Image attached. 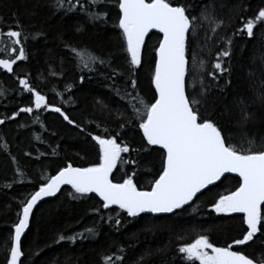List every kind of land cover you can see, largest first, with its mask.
I'll list each match as a JSON object with an SVG mask.
<instances>
[{"label":"snow or ice","instance_id":"6c2138e0","mask_svg":"<svg viewBox=\"0 0 264 264\" xmlns=\"http://www.w3.org/2000/svg\"><path fill=\"white\" fill-rule=\"evenodd\" d=\"M111 2L112 0H50L48 6L54 14L80 13L88 23L106 24ZM115 7L118 8V17L114 28L119 29L120 50L126 54L124 70L114 67L110 56H100L86 47L75 46L71 40L64 41V46L68 49L70 59L77 63L81 71L87 70L111 81L108 87L127 101V107L118 111L117 115L123 118L129 109L130 115L123 119L119 127L123 130L125 126L135 123L142 131L147 146H159L162 150L159 170L147 188L137 186L135 171L131 174L125 172L121 182H114L113 171L118 164L139 167V159L130 158L131 153L136 152L139 157L140 152L147 149L132 148L122 140L119 132L112 135L108 128L101 135L87 132L61 107L49 103L46 95L30 84L29 78H20L18 83L23 86L20 92H27L34 97V107H22L10 117L0 118V125L5 124L6 120H15L20 113H33L34 109L59 113L69 125L86 132L95 141L98 145V162L88 167H74L68 163L54 175L40 178L36 190L20 202L18 222L12 225L14 233L3 241L2 246L9 253L6 264H23L22 236L29 228L34 206L44 197L55 196L64 185L71 186L73 191L69 195L73 199L95 193L101 199L102 206L93 208V212L99 216L100 221L109 223L119 231L122 226L121 213L131 218H138L141 214H176L177 210H183L185 206L195 205L199 196L209 186L220 181L226 173L238 175V186L226 194H218L209 207L218 215L242 214L241 224L246 226L242 230V238H234L226 246H217L208 235L200 234L193 228L190 231L196 233L195 239L179 243L176 252L181 257L182 264H256L253 258L243 251L234 250V247H246L249 242L264 244V239H261L264 238V135L257 136L248 131L249 124L264 120L257 112V109L264 110V53L258 57L259 70L250 68L247 73L248 92L251 95H238L233 101L236 114L234 127L237 133H228L220 121L213 118L215 100L209 106L207 99L213 85L205 82L204 74L210 76L213 82L226 72L231 74L230 67H224L223 61L231 58L230 46L233 39L221 37L227 47L215 52V62L210 65L212 71H207L208 61L198 58L203 53V46H200V52L192 49L189 55V43L199 35V29L206 27L203 38L206 44L215 37L219 29L231 27L235 19H239L240 26L232 35L252 38L254 29L264 24V7H260L254 16L245 18L242 13L248 11V6H237L234 9L235 16L230 14L227 24L224 18L217 17L210 10V6H205L199 16L192 15V5L186 0H115ZM13 18L14 25H5L7 30L0 29V42L4 43V47L0 49V57L7 56L0 58V68L8 73L13 72V66L18 61L27 59L25 42L44 35L39 31L26 33L15 14ZM153 29L162 34V39L154 49L155 61L151 74L154 94L149 101L137 90V70L142 66L145 38ZM83 30V25L76 28L77 32ZM256 59L257 57L253 58L254 63ZM191 72L200 73L192 81L193 89L196 84L200 86L199 98L187 91L186 78ZM51 74L61 75L55 71ZM84 79V75H81L80 82L83 83ZM118 80H124L123 89L117 84ZM227 83L231 84V80ZM128 85L131 86V91L127 90ZM66 89L70 91L71 85L66 86ZM7 94L8 90L0 89V97ZM99 103L102 110L107 107L103 101ZM222 115L232 120L233 109L225 105ZM35 122L40 123L38 115ZM41 127H44L43 124ZM36 139L39 140L40 136ZM234 139L238 142L232 143ZM0 150L7 151L8 145H0ZM122 154H129V158L125 159ZM10 159L13 164H18L16 157L12 156ZM15 172L23 175L18 167ZM6 186L12 187V183ZM112 206H118L120 211L115 215L102 214V210L113 211ZM194 211H198V208H194ZM98 234L93 226L72 235L60 233L55 242L75 243L77 239ZM188 235V232H184L177 236V240H186ZM117 251L120 254L115 255V260L113 255H106L102 258V264H123L126 249L121 246ZM168 251L167 246L146 250L135 264H145L151 257L165 255ZM261 264H264V258H261Z\"/></svg>","mask_w":264,"mask_h":264},{"label":"trees","instance_id":"16d2710c","mask_svg":"<svg viewBox=\"0 0 264 264\" xmlns=\"http://www.w3.org/2000/svg\"><path fill=\"white\" fill-rule=\"evenodd\" d=\"M186 2L192 5V15L199 16L205 6H210V10H213L217 17L224 18L226 24L230 14L235 16L234 9L237 6L242 4L248 6V11L242 13L245 18L254 16L260 7H264V0H186ZM49 3L50 0H0L2 17L0 29L7 30L5 25H14L15 14L26 33L37 31L44 33L43 36L25 42L27 59L18 61L13 66L12 73L0 68V89L8 90L5 97H0V118L10 117L22 107H34V97L27 92H20L23 86L19 85L18 80L27 77L32 86L46 95L49 103L61 107L70 118L86 128L87 132L101 135L104 129L108 128L112 135L119 132L122 140L132 148H146L147 151H141L139 157L136 152L131 153L130 158L139 159V167L118 164L112 178L115 182H121L125 172L131 174L135 171L137 175L134 179L137 186L147 188L159 170L162 150L158 146H147L142 131L135 123L125 126L123 130L120 129L119 125L130 115V109L123 118H119L117 113L127 107V101L108 87L111 81H106L99 74L81 71L77 63L70 59L68 49L64 46V41L71 40L75 46L86 47L100 56H110L114 61L113 66L124 70L126 54L120 50L119 29L114 28L118 17L115 0H112L109 6L110 14L106 24L88 23L80 13L54 14L48 6ZM79 25H83L82 32L76 31ZM239 26V19H235L231 27L219 29L215 37L206 44L203 38L207 28H201L196 39L190 40L189 43V55L192 49L200 52V46H203V53L198 58L208 61L207 71H212L210 65L215 62V52L227 47L221 37L233 39L230 46L231 58H225L223 61L224 67H230L231 74L226 72L215 82L204 74L205 82L213 85L207 97L209 106L215 100L213 118L220 121L228 133H237L234 127L236 114L233 101L238 95H251L248 92L247 73L250 68L259 70L258 57L264 53L262 35L264 24L254 29L252 38L246 35L233 36V31ZM160 39L162 35L155 31L147 36L142 66L137 70V90L149 101L154 94L151 85L154 49L159 46ZM3 47L4 43L0 42V49ZM254 57H257L255 63ZM53 71L61 75L53 76L51 74ZM81 75L85 77L83 83L80 82ZM199 75L198 72H191L186 78L188 93L198 98L200 86L196 84L193 89L192 81L194 76ZM229 80L231 84L227 83ZM117 84L124 88V80H118ZM68 85H71L70 91L66 89ZM127 90L131 91L130 85ZM100 101L107 105L103 110ZM225 105L233 109L232 120L222 115ZM257 112L264 117V110L257 109ZM37 115L40 123L35 122ZM248 131L257 136L264 135V120L257 124H249ZM37 136H40L39 140L36 139ZM231 142L238 141L234 139ZM5 143L8 150H0V264H6V257L9 255L2 245L3 241L14 233L12 225L18 222L20 202L36 190L40 178L52 175L68 163L89 166L98 162V145L95 141L87 136L86 132L69 125L59 113L51 110L34 109L33 113H20L15 120H6L5 124L0 125V145ZM122 155L125 159L129 158V154ZM12 156L16 157L18 164L11 162ZM17 167L23 175L15 172ZM8 183H12V187H7ZM238 183L237 176L227 174L219 182L209 186L196 200L195 205L185 206L183 210H177L176 214H141L138 218H131L121 213L122 226L119 231L109 223L100 221L99 216L93 212V208L102 206L101 199L95 193L73 199L69 195L73 191L71 186H65L57 196L46 199L37 206L29 230L23 238L22 262L102 264V258L106 255H113L115 260V255L120 254L117 250L122 246L126 249L123 264H135L137 258L146 250L167 246L169 251L165 255L153 256L146 260L145 264H182L176 247L181 242H191L195 239L196 233L190 231L193 228L200 234L208 235L211 242L217 246H226L234 238H242V230L246 228L241 224L242 214L218 215L209 207L218 194L235 190ZM194 208H198V211H194ZM112 209L111 212L102 210V214L115 215L120 211L118 206H112ZM93 226L99 232L97 236L77 239L75 243L55 242L60 233L72 235ZM184 232L189 233L188 238L183 241L177 240V236ZM234 250L243 251L256 263H261V258H264V244L259 242H249L246 247L235 246Z\"/></svg>","mask_w":264,"mask_h":264},{"label":"water","instance_id":"95a60500","mask_svg":"<svg viewBox=\"0 0 264 264\" xmlns=\"http://www.w3.org/2000/svg\"><path fill=\"white\" fill-rule=\"evenodd\" d=\"M152 31H155V32H157V33H159V31L158 30H156V29H153V30H151V32ZM150 32V33H151ZM149 33V34H150ZM148 34V35H149ZM159 34H161V33H159ZM162 35V34H161ZM147 38V37H146ZM145 38V39H146ZM159 147V146H158ZM73 165V164H72ZM74 167H88V166H78V165H73ZM115 170V169H114ZM114 172V171H113ZM55 173H53L52 175H54ZM227 174H231V175H235V176H237L238 177V175L237 174H235V173H226L225 175H227ZM223 178V177H222ZM221 178V179H222ZM115 182V181H114ZM217 182H219V181H217ZM216 182V183H217ZM215 183V184H216ZM65 186H70V185H64V186H62V188H61V190L63 189V187H65ZM59 194V192L55 195V196H57ZM55 196H50V197H44L41 201H38V203H37V205L36 206H34V209H33V213H32V215H31V217H30V223H29V227H30V224H31V221H32V217H33V214H34V212H35V210H36V208H37V206L42 202V201H44V200H46V199H50V198H53V197H55ZM156 215H160V214H156ZM28 230H29V228L28 229H26V231H25V234L28 232ZM25 234L22 236V242H23V238H24V236H25ZM23 258V257H22Z\"/></svg>","mask_w":264,"mask_h":264},{"label":"rangeland","instance_id":"374dc122","mask_svg":"<svg viewBox=\"0 0 264 264\" xmlns=\"http://www.w3.org/2000/svg\"><path fill=\"white\" fill-rule=\"evenodd\" d=\"M256 264H261V263H258V262H257Z\"/></svg>","mask_w":264,"mask_h":264}]
</instances>
